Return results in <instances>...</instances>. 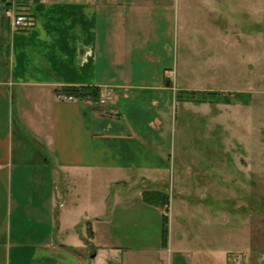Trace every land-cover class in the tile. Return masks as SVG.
Wrapping results in <instances>:
<instances>
[{"label": "crops", "instance_id": "obj_1", "mask_svg": "<svg viewBox=\"0 0 264 264\" xmlns=\"http://www.w3.org/2000/svg\"><path fill=\"white\" fill-rule=\"evenodd\" d=\"M176 1L22 0L23 30L0 2V264H173L142 192L165 190Z\"/></svg>", "mask_w": 264, "mask_h": 264}, {"label": "rangeland", "instance_id": "obj_2", "mask_svg": "<svg viewBox=\"0 0 264 264\" xmlns=\"http://www.w3.org/2000/svg\"><path fill=\"white\" fill-rule=\"evenodd\" d=\"M21 1L8 0L11 18ZM176 4L171 92L155 117L168 160L173 264H264V0ZM181 91L219 92L228 102Z\"/></svg>", "mask_w": 264, "mask_h": 264}, {"label": "trees", "instance_id": "obj_3", "mask_svg": "<svg viewBox=\"0 0 264 264\" xmlns=\"http://www.w3.org/2000/svg\"><path fill=\"white\" fill-rule=\"evenodd\" d=\"M2 5L4 6V10L7 9L9 2L8 0H0ZM56 94L59 96H65L69 98H75L78 100H90V101H99L100 99V89L97 86L83 85V86H62L57 88ZM179 96L182 94H186L188 99L191 101L200 102L201 100L205 101L206 98L209 97V100L219 101L220 98L224 102H228V98L219 92H197V91H181L178 93ZM236 97H240L241 94L235 93ZM142 199L152 205L159 206L163 209L164 214L162 216V244L166 246L167 236H168V205H169V196L165 190H145L142 192Z\"/></svg>", "mask_w": 264, "mask_h": 264}, {"label": "built area", "instance_id": "obj_4", "mask_svg": "<svg viewBox=\"0 0 264 264\" xmlns=\"http://www.w3.org/2000/svg\"><path fill=\"white\" fill-rule=\"evenodd\" d=\"M11 3L13 0H10ZM44 1V0H40ZM34 24V18L28 14L27 12L21 11L16 14L11 19V26L14 30H23V29H28L32 27ZM100 102H104L103 99H101Z\"/></svg>", "mask_w": 264, "mask_h": 264}]
</instances>
